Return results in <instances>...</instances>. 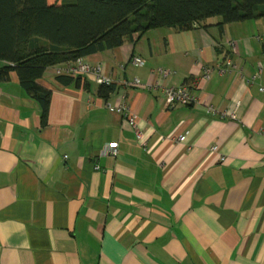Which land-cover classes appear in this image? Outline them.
<instances>
[{"label": "crops", "instance_id": "obj_1", "mask_svg": "<svg viewBox=\"0 0 264 264\" xmlns=\"http://www.w3.org/2000/svg\"><path fill=\"white\" fill-rule=\"evenodd\" d=\"M81 61L140 86L103 99L50 68L42 126L16 74L0 83V264H264V18L154 29ZM182 85L197 102L166 108L161 88Z\"/></svg>", "mask_w": 264, "mask_h": 264}, {"label": "trees", "instance_id": "obj_2", "mask_svg": "<svg viewBox=\"0 0 264 264\" xmlns=\"http://www.w3.org/2000/svg\"><path fill=\"white\" fill-rule=\"evenodd\" d=\"M220 26L264 18V0H0V83L14 72L41 109L46 125L51 93L38 85L58 65L113 50L154 29L188 31L210 18ZM79 87L81 78L56 76ZM115 86H99L106 99Z\"/></svg>", "mask_w": 264, "mask_h": 264}, {"label": "built area", "instance_id": "obj_3", "mask_svg": "<svg viewBox=\"0 0 264 264\" xmlns=\"http://www.w3.org/2000/svg\"><path fill=\"white\" fill-rule=\"evenodd\" d=\"M142 63L143 61L139 57H134L131 60V64L135 66L141 65ZM232 68H233L232 63L228 60L225 62L224 66L219 67V72L222 73ZM212 71L213 70L211 68L205 69L202 79L208 80L210 78ZM54 72L56 76H67L72 78H76V77L83 78L86 76H91L94 78V81L98 86L114 85L124 88H136L140 86L139 80L136 78L130 81L115 82L108 76L103 75L101 73V69L99 66L97 65L92 66L82 62L81 60H78L75 63H69L61 67H58L54 70ZM152 74L154 76H157L158 78L165 79L170 75H172L173 72L167 69L157 68L152 71ZM259 75L260 72L258 75L254 76L251 79V82L248 81L247 82L252 83L254 80L258 79ZM259 91L261 93H264V87H260ZM161 93L166 108H173L179 105L191 106L197 102V98L195 97V95L192 93V91L189 89L187 85H182L179 87L161 88ZM105 108L109 110H114L116 113H118L127 122L129 127L134 131L137 142H139L141 146L145 147V143L143 141V134L138 130V125L135 120V117L129 112V108L127 107L126 104L122 103L114 107L109 103H106ZM208 110L210 113L212 112L211 108H209ZM172 140L175 142H183L185 138L184 136H179L177 138H173ZM106 149H107L106 154H108L111 157L116 156L117 154L116 143L109 144ZM210 150L215 152L217 151V148L212 147ZM221 160H223V158ZM1 252H2V246L0 245V256H1Z\"/></svg>", "mask_w": 264, "mask_h": 264}, {"label": "rangeland", "instance_id": "obj_4", "mask_svg": "<svg viewBox=\"0 0 264 264\" xmlns=\"http://www.w3.org/2000/svg\"><path fill=\"white\" fill-rule=\"evenodd\" d=\"M50 3H54L56 0H48ZM58 1V0H57Z\"/></svg>", "mask_w": 264, "mask_h": 264}]
</instances>
